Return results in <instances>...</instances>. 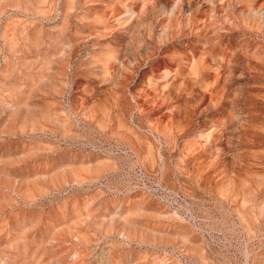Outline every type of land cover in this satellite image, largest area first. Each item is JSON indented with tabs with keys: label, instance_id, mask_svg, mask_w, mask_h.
Returning <instances> with one entry per match:
<instances>
[{
	"label": "rangeland",
	"instance_id": "obj_1",
	"mask_svg": "<svg viewBox=\"0 0 264 264\" xmlns=\"http://www.w3.org/2000/svg\"><path fill=\"white\" fill-rule=\"evenodd\" d=\"M193 1L0 0V264H264V0Z\"/></svg>",
	"mask_w": 264,
	"mask_h": 264
},
{
	"label": "bare ground",
	"instance_id": "obj_2",
	"mask_svg": "<svg viewBox=\"0 0 264 264\" xmlns=\"http://www.w3.org/2000/svg\"><path fill=\"white\" fill-rule=\"evenodd\" d=\"M195 1V0H194ZM194 1H193V3H194ZM205 1V0H204ZM162 2V1H161ZM190 2H191V0H190ZM201 2H202V0H201ZM200 2V3H201ZM208 2V1H207ZM192 3V2H191ZM200 3H198V4H200ZM187 5V4H186ZM194 5H196V4H194ZM197 6V5H196ZM195 6V7H196ZM194 7V8H195ZM165 8V7H164ZM167 8V7H166ZM188 8V7H187ZM198 8V7H197ZM194 10V9H193ZM168 11H169V9H168ZM171 11V10H170ZM191 11V10H190ZM242 12H244V11H242ZM247 12V11H246ZM250 12H252V11H250ZM244 14V13H243ZM248 15V14H247ZM249 17H251V16H249ZM259 17V16H258ZM247 18V17H246ZM122 19V18H121ZM252 19V18H251ZM252 21V20H251ZM254 21V20H253ZM256 21V20H255ZM262 21V20H261ZM251 23V22H250ZM257 24V23H256ZM262 26V25H261ZM261 26H259V27H261ZM256 30H259L258 28L256 29ZM248 45V44H247ZM238 47V46H237ZM248 47V46H247ZM239 49H240V47H239ZM243 50V49H242ZM236 51V50H235ZM237 53V52H236ZM239 54V53H238ZM174 55V54H173ZM237 55V54H236ZM174 57V56H173ZM201 59V58H200ZM245 59V58H244ZM164 76H166V75H164ZM153 83V82H152ZM155 83V82H154ZM243 92V91H242ZM246 92V91H245ZM244 94V93H243ZM192 98H193V96H191ZM243 119V118H242ZM154 193V192H153ZM171 193V192H170ZM172 198V197H171ZM130 228V227H129ZM134 229V228H133ZM129 230V229H128ZM159 236V235H158ZM162 236V235H161ZM155 241V240H154Z\"/></svg>",
	"mask_w": 264,
	"mask_h": 264
}]
</instances>
